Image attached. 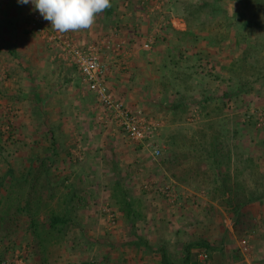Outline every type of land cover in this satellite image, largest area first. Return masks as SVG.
<instances>
[{"label":"rangeland","instance_id":"1","mask_svg":"<svg viewBox=\"0 0 264 264\" xmlns=\"http://www.w3.org/2000/svg\"><path fill=\"white\" fill-rule=\"evenodd\" d=\"M7 1L0 0V6L3 3H13L12 0ZM114 2L116 16L104 20L96 15L95 22L91 26V28L107 26L105 28L107 34L97 33L95 29L94 34L93 29L73 32L77 34L78 40L83 42L82 46H91L101 39L110 38L107 36L112 33L109 26H137L138 31L132 34L133 49L141 48L140 62L145 63L144 66H139V75L142 77L141 74H144V94L143 99H140L142 96L139 95L137 110L159 124L157 135L141 144L128 141L111 115L103 111L97 101L86 95L84 91L73 98L67 93L68 87H59L54 97L50 99L46 97L45 91L41 90L45 89L46 82L50 83L52 80L57 86H61L60 74L56 77L55 73L49 81L44 80L42 83L44 86L41 88L38 84L37 86L31 84L34 82L33 79L16 78L19 62L22 65L19 68L27 70L26 64L32 65L31 59L36 53L43 58L41 71L47 70L52 48L45 40L24 32L25 35L22 34L24 37L21 40L23 43L18 46L17 43H13L16 34L12 26L6 36L8 39L5 40V45L0 47L2 158H6L16 169H24L27 166L28 159H25L27 153L37 151V143L48 145L49 140L42 133L48 127L54 131L64 144L61 162L55 167L60 170L58 173L60 177L67 178L68 183L77 189L84 200L86 207L78 212V220L81 221L86 238L91 241L93 238V242H97L96 245L90 246L88 244L90 240L80 238L78 231L73 230L70 236L75 238L71 244L74 249L65 244L53 248L50 252L52 264H115L112 261L114 252L105 246V241L108 240L113 246L116 245L121 234L125 232L124 225L126 226L122 223L121 214L109 199L112 182L116 179L123 183L128 196L138 203L135 208L144 218L148 217L147 236L149 235L153 243L154 238L173 234L168 230L172 220L162 219L163 217H175L180 220L179 217L185 216L184 214L179 216L181 210L176 205L179 197L174 189L175 180L171 177L173 168L167 164L171 156L186 155L183 167L194 166L196 160L205 156L204 152L212 136H217L225 146H228L229 153L238 150L264 152V26L261 25V28L260 25L250 24L249 16L238 2L220 0L218 2L220 11L216 14V22L217 24L223 22L224 25L210 29L212 32L208 34L209 36L205 34L208 31L197 32L192 27L190 31L194 34L197 32L196 41L199 45L193 47L186 40L185 44L189 47L180 49L184 52V56L179 60L169 57L167 59V54L174 52L177 53L176 56L179 54V51L174 49L175 47L171 48L169 44L167 48L162 47L165 40L170 39L167 28L180 31V28H183L181 26H185L182 31L187 30V14L183 3L186 0H115ZM190 3L198 4L200 0H190ZM33 13L31 4H21V9L12 16L29 24ZM226 18H231L228 24L224 23ZM236 18L241 19L242 22L238 26L239 33L234 26L237 23ZM257 18L260 22L261 15ZM206 19L204 15L200 23L206 22ZM9 23L13 25L14 22ZM48 23L46 26H50ZM198 23L199 21L192 20L191 24L197 26ZM50 28H47V31L53 29L51 26ZM215 30L219 34L222 33L224 39L217 43L218 45L211 47L208 40L216 41V38L217 40L220 38L216 36L218 33ZM121 31L126 34V38H131L130 28ZM148 43L151 48L144 50L143 45ZM98 48L100 49V46ZM103 51L105 50L102 49L100 54L104 59L106 54ZM55 63L50 62V66L57 71ZM120 66L122 68L127 65L120 64ZM147 67L150 68L149 72L142 71ZM50 84L53 85L52 82ZM239 84H241L239 95L226 100L225 103L223 94L229 91L230 87ZM39 88L40 93L37 92ZM180 91L187 98L184 107L172 109L173 102L178 100L175 93ZM178 94L180 96V93ZM181 98L183 97L180 96L179 99ZM73 99L78 102L77 106L85 105L84 110L80 107L72 110ZM72 114L75 119L71 123L68 120ZM150 145L157 146L161 150V156L156 160L151 157ZM193 153H197L198 157L201 153L204 154L200 158H195L191 156ZM1 160L0 157V175L7 167ZM235 163L236 160L232 164ZM232 164L230 161V166ZM248 177L252 178L251 175ZM166 187H171L172 192L164 193ZM200 208L207 210V213L215 209L212 205L210 207L204 205ZM223 211L224 215L213 213V216L221 217L218 220L231 217L225 207ZM263 211L264 207H262V215ZM141 221H138V230L142 227ZM159 227L161 232L157 233L160 231H157ZM26 241L25 239L24 242ZM166 242L172 246L170 241ZM24 244L22 249L16 248L12 250L14 252H8L1 263L3 261L7 264L33 262L31 255L27 253L28 250L23 249ZM249 246L252 254L254 251L252 242ZM172 250L175 253L179 249L172 246ZM208 253L210 256L209 251Z\"/></svg>","mask_w":264,"mask_h":264},{"label":"trees","instance_id":"2","mask_svg":"<svg viewBox=\"0 0 264 264\" xmlns=\"http://www.w3.org/2000/svg\"><path fill=\"white\" fill-rule=\"evenodd\" d=\"M114 1L111 0V7L99 14L104 20L116 16L114 12L116 9ZM219 1L200 0L198 4L190 3V0L183 2L187 14V30L180 32L167 28L169 29L167 31L170 37V47H175L174 49L179 51V56L167 54V59L175 58L179 60L184 56V52L180 49L182 47H188L185 44L186 40H188V44L197 47L199 45L198 41H196L197 32L208 31L205 33L208 35L212 32L210 29L218 25H224L223 22H218V24L216 22V14L220 11ZM232 1L241 4L243 11L249 16L248 22L250 24L260 25L261 28L264 26V0ZM223 13L225 14L224 11ZM204 15L207 18L206 22L200 23ZM260 15L261 21L258 22L257 17ZM192 20L199 21L198 25L192 26ZM230 20L231 18H226L224 20L226 22L224 23L228 24ZM236 21L237 23L234 26L237 27L236 32L239 33L238 26L242 22L239 18H236ZM192 27L197 31L195 34L190 31ZM216 36L220 37L218 40L216 38V41L208 40L209 38L207 37L208 43H211V47L212 45L216 46L217 43L224 39L222 33H218ZM240 86L241 84L233 88L230 87V90L223 94V101L238 96ZM178 93L183 98L179 99L180 96ZM175 97H178V100L173 102L174 107L171 105L172 109H183L185 100H187L184 93L181 91L177 92L175 93ZM42 134L49 140L48 145H39L36 142L38 145L37 151L27 153V157L25 158L28 159L27 166L22 170L20 168L16 169L8 163L6 158H2L3 148L0 145L1 161L7 166L6 170L0 175V264L2 258L8 252L16 248L19 250L22 249L23 243H25L23 249L26 248L29 250L36 264H52L50 252L53 248L61 246L62 244H65L67 247L70 245V248H73L71 244L75 238L74 236L72 238L70 236L73 230L78 231L81 236L80 238L91 241V239L86 238L87 236L81 227V221L77 217L78 212L83 210L86 204L73 185L68 183V179L60 177V174L57 173L58 168L55 167L58 162H61L60 159L64 144H62L63 142L60 141L57 134L49 129V127ZM226 152H230L228 146H225L217 136H212L206 152H204L205 156L203 155L204 153H201L203 157L200 158L201 155L199 154L200 159L196 160L194 166L188 168L183 167L186 155L180 157L175 155L171 156L167 162L168 166L173 168L171 169V177L175 182L187 184L188 179H198L202 176L210 180L211 183L217 182L219 184V194H227L229 197L236 196V189L235 191L230 189V158L225 157L224 153ZM245 165L251 167L253 164L246 162ZM199 167L204 169L198 170ZM220 168L224 169V173H221ZM212 171H217L216 175H210ZM261 186V195L257 198L258 201L264 198V180ZM255 193L258 192L256 191ZM248 194L251 197L253 192H249ZM109 199L113 202L115 209L121 214L127 228L133 230L137 221L142 220V215L136 212L135 206L138 203L132 201L128 196L123 183L119 179L113 181ZM225 207L231 215L233 229L238 231L241 227L240 220L244 217L240 215L243 206L227 204ZM25 239L27 240L26 242H24ZM135 239L132 243L134 246L148 249L151 258L154 256L159 257L158 260H152L153 264H191L193 250L204 249L209 251L211 249L208 243L201 240L186 242L180 250L172 253V246L166 241L159 243L156 247H152L153 245L151 243L146 242L140 236H136ZM88 244L92 246L93 244L96 245L97 242H93L92 240ZM105 246L109 249L114 247L108 240L105 241ZM179 253L181 255L178 257Z\"/></svg>","mask_w":264,"mask_h":264},{"label":"crops","instance_id":"3","mask_svg":"<svg viewBox=\"0 0 264 264\" xmlns=\"http://www.w3.org/2000/svg\"><path fill=\"white\" fill-rule=\"evenodd\" d=\"M12 1H13L12 4L3 3L0 6V47L5 45V40L8 39L6 36H8V33L10 32V28L12 26L14 27L15 30L14 33L16 34L15 35L16 38L13 41V43L14 44L17 43L18 46L23 43V41L21 40L22 37H24L25 35L24 32H27L28 34L30 33L28 31L27 21L18 20L17 17L12 16L13 14H15V12L21 9V4L16 2V0H12ZM98 16L99 14H97V17ZM100 17L101 16H99V18ZM18 21L19 23H17ZM9 22L11 23L14 22V23L13 25L12 24L10 25ZM181 27L183 28H180V31L185 29V26H181ZM105 28L104 26H99L97 28L93 26V28H89L86 30H78V32L88 31L90 29L91 30L93 29V34H94V29H95L97 33L102 32V34L105 35L107 34L105 33ZM108 28L112 30V33L107 35L110 36V38L101 39L99 42H97L94 45L97 47L100 46V49L98 48L100 58L102 62H104L107 65L109 69V74L107 75V85L117 101L123 103V105H125L127 108L131 110H137L138 108L137 103L139 102L138 100L140 98L139 95L142 96L140 99H143V94H144L143 92L144 74H141L142 77L139 75V66L140 65L144 66L145 64L143 62H140L141 59L140 51H142L141 48L134 47L133 49V44H132L133 42L132 34L134 31L135 32L138 31V28L137 26H124V27L109 26ZM129 28L131 31V38H126V34L123 33L121 29L124 31L125 29H129ZM135 28L137 30H135ZM71 32L75 41L79 44H83V42L81 43L78 40L77 34H74L73 31ZM169 41H170L169 38L168 40H165L162 47L167 48ZM117 45L120 46L121 49L120 53L111 52L113 48L111 50L106 49L107 46L114 47L115 49ZM102 49L105 50L103 52H105L106 54V57L104 59L100 54V51ZM118 53L119 56H117ZM174 54L176 55L177 53L174 52ZM31 60H32L31 66L30 65L27 66L26 64V67L28 68L27 70H25V68L20 69L19 67H21L22 65L19 62V67H17L18 72H16L18 76L16 75V78L18 77V79H22L28 77L30 79H33L34 81L31 82V84L34 83L35 86H37L38 84V86L41 88L42 86H44V84L42 85L43 81L44 80L49 81L53 77V74L56 73V77H58V75L60 74V76L62 77V80L60 82L61 86H57V84H55L52 80L51 82L53 83V85L50 84L51 82L50 83L46 82L45 89L41 90L39 88L38 89L39 91H37L38 93H40V90L45 91V96L46 97L48 96V98L50 99L55 96L57 90H59V87L61 88L68 87L67 93L68 94L70 93L69 94L70 97L76 98V96L79 93H81V91H84L86 95L88 94L96 100L95 96L92 93H90L87 90L86 86L83 84L79 72L74 67L64 64L55 55L54 49H52V54L49 58V61L53 63L56 62L55 64L57 71L54 70L55 68L53 66H50V62H48L49 67L47 68V70L41 71L43 65V58H40L39 53H36ZM121 63H124L127 66L121 68L120 66ZM136 68L138 69L136 70ZM126 69L128 70L121 71ZM142 71L149 72L150 68L147 67L146 69H142ZM42 72H45V74H43ZM149 78L150 77H147V79ZM73 100L74 102H72L73 103L72 110L78 109L79 107L81 109L83 108L84 110L85 105L77 106L78 102L75 99ZM224 102L226 103V101ZM98 105L97 108L99 107ZM98 113L99 112H97V114ZM74 119L75 118L72 114L71 118L68 121L72 123ZM224 155L226 158L228 157L230 158L231 164L234 163V160H236V163L232 164L229 169V174L231 175L230 189L234 191L236 189V193H237L236 196L229 197L227 194H219L218 193L219 184L217 182L211 183L210 180L205 178L199 177L198 179L197 178L188 179L187 184L174 182V189H176L177 196L179 197V199L176 202V205H178L179 210H181V212H179V216L180 214H184L185 216L183 218L178 216L180 220L175 217L162 218V216H159V218L162 219L172 220V222L170 221L171 227L168 230L170 234L171 232H173V234L168 235V237L161 238L159 236L158 239L154 238L155 240L152 243L150 241L149 235L147 236L148 228L146 226L148 222L146 220H148V217L144 218L143 215L139 212V210L136 209V212L142 215V221L140 222L142 223V227L139 230L137 229L138 221L133 230H129L127 226L124 225L125 232L121 234V236L119 237L120 240H117L116 242L117 244L114 245L112 249H110L114 252V254L113 252H111L110 254V255L113 254L112 261L115 264H153L152 260L154 261L158 260L159 257L157 256H154L153 258L150 257L148 249L144 247H136L132 244L133 241L136 240L135 239L136 236H140L146 242L151 243L153 245L152 247L154 246L156 247L157 245H159V243H162L164 241H170L172 246H174V248H178L179 250L186 242H195V241L204 240L206 243L209 244L211 248L209 250L210 264H264V214L263 215L261 214L262 207H264V198H262L261 201L257 200V198L261 195V187H262L261 185L264 179V152L261 151L246 152V151L238 150L234 152L232 151L231 153L226 152L224 153ZM191 156H195V158H199L197 153H193ZM246 162L253 165H251V167H247L245 165ZM203 169L204 168L201 167L199 170H203ZM220 170L221 173L222 172L224 173V169L220 168ZM59 172L60 170H57V173ZM216 173L217 171H212L210 175L214 176L216 175ZM249 175H251L252 178L248 177ZM252 190H253V195L250 197L248 193L251 192ZM256 191L258 193H255ZM131 199L132 201H135L134 198ZM227 204L229 205L236 204L243 206L240 215L244 217H242V219L240 220L241 227L238 231H235L233 229L231 217L229 218L226 217L225 220L222 219L218 220V218L221 217H217L216 215L213 216V213L214 214L222 213L224 215L223 207H225ZM204 205H207L208 207L212 205L215 209L207 213V210L204 211V209L200 208V206L203 207ZM158 215L160 214H157V216ZM122 223H124L123 218H122ZM160 229H161L160 227L157 228V231ZM160 232L161 230L158 231L157 233ZM242 238L248 240L249 243L252 242L253 244L254 251L250 257L249 256L245 257L240 252V240ZM27 253L31 255L29 250ZM172 253H174L173 250ZM180 255L181 254L179 253L178 257ZM196 258H197V250H193L191 256V264H196ZM32 261L33 262H28V264H36L34 259H32Z\"/></svg>","mask_w":264,"mask_h":264},{"label":"built area","instance_id":"4","mask_svg":"<svg viewBox=\"0 0 264 264\" xmlns=\"http://www.w3.org/2000/svg\"><path fill=\"white\" fill-rule=\"evenodd\" d=\"M47 23L48 21H45L38 11H34L28 24V31L45 40L64 64L74 67L79 72L87 90L95 96L100 108L111 115L126 139L131 143L141 144L157 135L158 123L148 118L140 110H131L114 98L107 85L108 67L102 62L98 47L94 45L82 46L75 41L71 31L61 33L52 29L49 32ZM111 48L106 47L108 50ZM150 48L149 43L143 45L144 50ZM111 52L120 53V46L117 45ZM150 147L151 157L154 160L158 159L161 156V150L157 146L150 145ZM170 192H172V188L166 187L164 193ZM240 251L245 257L250 256L251 248L248 240L240 241ZM1 264H7V262L3 261ZM196 264H210L208 251L204 249L197 251Z\"/></svg>","mask_w":264,"mask_h":264},{"label":"clouds","instance_id":"5","mask_svg":"<svg viewBox=\"0 0 264 264\" xmlns=\"http://www.w3.org/2000/svg\"><path fill=\"white\" fill-rule=\"evenodd\" d=\"M32 5L33 11L61 33L91 28L97 14L111 7V0H17Z\"/></svg>","mask_w":264,"mask_h":264}]
</instances>
